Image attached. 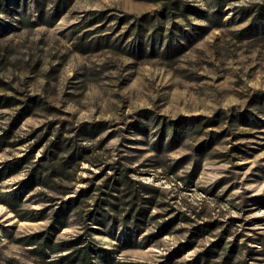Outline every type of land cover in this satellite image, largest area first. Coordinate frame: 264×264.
<instances>
[{"label":"rangeland","instance_id":"1","mask_svg":"<svg viewBox=\"0 0 264 264\" xmlns=\"http://www.w3.org/2000/svg\"><path fill=\"white\" fill-rule=\"evenodd\" d=\"M0 140V264H264V0H0Z\"/></svg>","mask_w":264,"mask_h":264},{"label":"trees","instance_id":"2","mask_svg":"<svg viewBox=\"0 0 264 264\" xmlns=\"http://www.w3.org/2000/svg\"><path fill=\"white\" fill-rule=\"evenodd\" d=\"M1 143L2 142L0 140V144ZM58 215L59 216H57V220L63 223L64 220H62V215H60L59 213ZM106 219H104L103 217L102 219H99V220L97 219V220L100 221L101 223H106ZM136 221H138L137 218H136ZM136 223L135 225H137ZM36 241L41 246H43L42 251H45L44 248L55 249V250L62 249V247H66L72 244V242L66 243L69 245H66L65 243H60L56 245L58 248H54L50 235H46L45 237H43L42 242H40L38 238ZM36 241L30 240V243H36ZM56 264H113V263L111 260V256L107 250L101 247L95 246L91 243H88L87 245L81 246L78 249H76L75 253L71 254V256H68L67 259L66 258L65 260L62 259L59 262H56Z\"/></svg>","mask_w":264,"mask_h":264}]
</instances>
